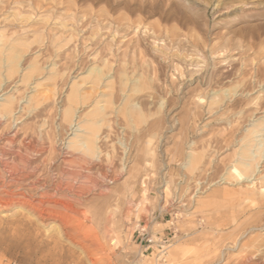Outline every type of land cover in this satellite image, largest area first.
Listing matches in <instances>:
<instances>
[{"label": "rangeland", "instance_id": "1", "mask_svg": "<svg viewBox=\"0 0 264 264\" xmlns=\"http://www.w3.org/2000/svg\"><path fill=\"white\" fill-rule=\"evenodd\" d=\"M260 145L264 0H0V264H264Z\"/></svg>", "mask_w": 264, "mask_h": 264}, {"label": "bare ground", "instance_id": "2", "mask_svg": "<svg viewBox=\"0 0 264 264\" xmlns=\"http://www.w3.org/2000/svg\"><path fill=\"white\" fill-rule=\"evenodd\" d=\"M13 59V61L10 63L11 64V66H12V70H14V68L17 66V62H16V58H12ZM10 74V73H9ZM138 85V84H137ZM143 88V87H142ZM139 89V88H138ZM136 92V91H135ZM72 96V95H71ZM71 99V98H70ZM72 100V99H71ZM73 101V100H72ZM66 108V107H65ZM128 108V107H127ZM161 109V108H160ZM66 111V112H65ZM136 111V110H135ZM64 114H63V118L64 119H70V117H71V110L70 109H67V110H64ZM123 115V114H122ZM132 116V115H131ZM95 117V116H94ZM135 117V116H134ZM127 118V117H126ZM69 121V120H68ZM133 123H135V122H133ZM91 125H95L94 123L93 124H91ZM130 125V124H129ZM89 127H93V126H90V125H88ZM134 126V125H133ZM88 127V128H89ZM86 128H87V125H86ZM91 129V128H90ZM89 129V130H90ZM94 129H95V127H94ZM87 130V129H86ZM89 130H87V131H89ZM96 130V129H95ZM95 130L93 131V129H92V134L90 135V137L89 138H87L85 141H84V143L83 144H81V145H79V148H77V149H81L82 150V152H81V150H80V152H81V162L78 164V168H80L81 170H83L84 169V165L86 166V164H88V163H90L91 162V160L90 159H88L89 157L90 158H93V156H94V153H95V150H96V145H95V140H96V135H95ZM75 143H77V142H75ZM79 143V142H78ZM80 144V143H79ZM147 144H150V141H148L147 142ZM78 145V144H77ZM76 145V146H77ZM73 146H74V144H73ZM78 147V146H77ZM251 148V147H250ZM75 149H76V147H75ZM251 150V149H250ZM264 150V145H260L257 149H256V155H254V154H252L250 151H249V149L247 150H245L244 151V154L240 157V159H239V163H238V168H236V169H233V171H232V174H235L236 175V177L237 178H241L242 176H248V175H250L253 171H254V169H255V162H256V159H257V156H259L261 153H262V151ZM74 151V150H73ZM0 153H2V152H0ZM11 156V155H10ZM20 156H22V155H20ZM6 157H9V156H6ZM25 157V156H24ZM28 157V156H27ZM24 159V158H23ZM29 159V158H28ZM4 160H6V159H4ZM16 160V159H15ZM21 160V159H20ZM19 160V161H20ZM188 161H187V164H188V166L190 167V169H195V166H194V164L195 163H193V159L192 158H189V159H187ZM6 161H8V160H6ZM22 161V160H21ZM27 161V160H26ZM18 162V161H17ZM24 162V161H23ZM237 162V161H236ZM12 163H15V162H12ZM29 163V162H28ZM49 163V162H48ZM20 164H22V163H20ZM44 164V163H43ZM19 164H17V166H18ZM236 165V164H235ZM234 165V166H235ZM3 166H5V165H3ZM7 166V165H6ZM14 166H15V164H14ZM23 166V165H22ZM44 166V165H43ZM74 166V165H73ZM77 166V165H76ZM1 167V166H0ZM20 167H21V165H20ZM26 167V166H25ZM88 167H89V165H88ZM87 167V168H88ZM87 168H85V169H87ZM4 169H5V167H4ZM7 169V168H6ZM10 169H12V168H10ZM23 169H24V167H23ZM64 169V168H63ZM77 169V168H76ZM230 169V168H229ZM2 170H3V168L1 169V172H2ZM40 170V169H39ZM46 170V169H45ZM69 170V169H68ZM188 170H189V168H188ZM4 171V170H3ZM6 171V170H5ZM4 171V172H5ZM21 171V173H22V169L20 170ZM85 171V170H84ZM13 172V171H12ZM15 172H17V171H15ZM37 172V171H36ZM255 172V171H254ZM20 173V174H21ZM27 173H28V171H27ZM68 173V172H67ZM80 173H81V171H78V172H76L75 173V176L76 177H79V176H81L80 175ZM7 174V173H6ZM14 174V173H13ZM17 174H19V173H17ZM24 174V173H23ZM22 174V175H23ZM26 174V173H25ZM34 174V173H33ZM231 174V175H232ZM9 175V174H8ZM30 175H32L31 173H30ZM35 175V174H34ZM53 175H55V174H53ZM14 176V175H13ZM16 176V175H15ZM20 176V175H19ZM70 176H73V175H70ZM83 176V175H82ZM27 177V176H26ZM247 178V177H246ZM245 178V179H246ZM6 179V178H5ZM37 179V178H36ZM46 179V178H45ZM44 179V180H45ZM51 179H53V178H51ZM69 179V178H68ZM17 180V179H16ZM24 181H25V179H23ZM75 180H77V179H75ZM80 180V179H79ZM83 180V179H82ZM12 181V180H11ZM10 181V182H11ZM43 181V180H42ZM17 182V181H16ZM19 182V181H18ZM23 182V181H22ZM54 182V181H53ZM239 182V181H238ZM7 183V182H6ZM32 183V182H31ZM65 183V182H64ZM68 183V182H67ZM75 183V182H74ZM77 183V182H76ZM52 184V183H51ZM80 184V183H79ZM78 184V185H79ZM35 185V184H34ZM53 185H55V184H53ZM53 185H51L50 187L52 188V186ZM81 185V184H80ZM231 185V184H230ZM259 185V184H258ZM32 186V185H31ZM47 186V185H46ZM69 186V185H68ZM75 187V186H74ZM16 188H18V186L16 187ZM63 188V187H62ZM61 185H57L56 187H55V189H54V194L56 195V193H58L59 191H61ZM68 188V187H67ZM72 188V187H71ZM79 188H80V186H79ZM82 188V187H81ZM84 188V187H83ZM261 188L262 189H264V184L263 185H261ZM65 189V188H64ZM18 190H19V188H18ZM31 190V189H30ZM43 190V189H42ZM41 190V191H42ZM52 190V189H51ZM68 190H69V188H68ZM78 190V189H77ZM81 190V192H82V189H80ZM85 190V189H84ZM86 190H88V189H86ZM15 191V190H14ZM23 191V190H22ZM38 191V190H37ZM72 191V190H71ZM70 191V192H71ZM74 191V190H73ZM16 192H18V191H16ZM15 192V193H16ZM31 192V191H30ZM33 192V191H32ZM39 192V191H38ZM65 192V191H64ZM77 192H79V191H77ZM37 193V192H36ZM80 193V192H79ZM18 194V193H17ZM19 194H21V193H19ZM25 194V193H24ZM82 194V193H81ZM14 195V194H13ZM21 195H23V194H21ZM37 195V194H36ZM54 195V196H55ZM257 195L258 196H262V195H264V194H262V193H257ZM39 196V195H38ZM53 196V197H54ZM12 197V196H11ZM29 197V196H28ZM33 197V196H32ZM41 197V196H40ZM72 197V196H71ZM256 196H254L253 194H249V195H247L246 196V198H245V200L244 201H246V202H248V201H252V200H257V197L255 198ZM10 198V197H9ZM15 198V197H14ZM18 198H19V196H18ZM24 198V197H23ZM22 198V199H23ZM21 199V198H20ZM42 199V198H41ZM46 199H48V198H46ZM50 199H52V197H50ZM68 199V198H67ZM73 199V198H72ZM79 199V198H78ZM3 200V199H2ZM71 200V199H70ZM26 201H28V200H26ZM41 201V200H40ZM50 201V200H49ZM55 201V200H54ZM63 201H66V200H63ZM30 202H32L31 200H30ZM62 202V201H61ZM60 201H59V203H61ZM67 202V201H66ZM68 202H69V200H68ZM72 202V201H71ZM255 202V201H254ZM258 202V201H257ZM42 203V202H41ZM256 203V202H255ZM254 203V204H255ZM38 205L40 204V203H37ZM37 204H36V206H37ZM261 204V203H260ZM55 205V204H54ZM61 205L63 206V212L61 211V212H54L55 214H56V216L59 218V220L61 221V222H63L65 225H71L70 223H71V219H70V217H72V215L69 217V213H72L73 211H74V209H73V207H72V205H64V204H62L61 203ZM28 207H29V205H27ZM35 206V205H34ZM26 207V206H25ZM42 207V206H41ZM40 208V207H39ZM49 209V208H48ZM30 210V209H29ZM35 210H36V208H35ZM52 210V209H51ZM56 210V209H55ZM54 210V211H55ZM76 210L77 209H75V212H76ZM57 211V210H56ZM80 212V211H79ZM33 213V212H32ZM38 213V212H37ZM40 213H42V212H40ZM74 213V212H73ZM78 213V211L76 212V214ZM39 214V213H38ZM75 214V213H74ZM73 214V215H74ZM50 215V214H49ZM45 216V215H44ZM52 216V215H51ZM54 216V215H53ZM76 216V215H75ZM48 217V216H47ZM40 218V217H39ZM44 219V218H43ZM76 225H77V227H79V229H81V227H82V224H83V221L81 220V221H79L78 220V224H77V222L75 223ZM61 225V224H60ZM63 228V227H62ZM66 228H67V226H66ZM68 229V228H67ZM71 229V228H70ZM64 230V229H63ZM70 231V230H69ZM72 233V232H71ZM65 235V234H64ZM76 238H77V236H76ZM264 246V245H263ZM242 250V249H241ZM242 252V251H241ZM160 253V252H159ZM241 257H243V256H241ZM253 257H251L250 255H246V256H244L243 258H242V260H240V261H237V263H235V264H253V259H252ZM241 259V258H240ZM255 260V259H254Z\"/></svg>", "mask_w": 264, "mask_h": 264}, {"label": "built area", "instance_id": "3", "mask_svg": "<svg viewBox=\"0 0 264 264\" xmlns=\"http://www.w3.org/2000/svg\"><path fill=\"white\" fill-rule=\"evenodd\" d=\"M146 242L150 245V244H152V240L151 239H148V240H146ZM160 259V258H159Z\"/></svg>", "mask_w": 264, "mask_h": 264}]
</instances>
